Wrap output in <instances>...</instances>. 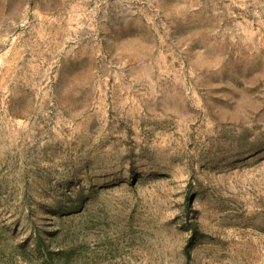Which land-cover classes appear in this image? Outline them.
<instances>
[{"label": "rangeland", "instance_id": "1", "mask_svg": "<svg viewBox=\"0 0 264 264\" xmlns=\"http://www.w3.org/2000/svg\"><path fill=\"white\" fill-rule=\"evenodd\" d=\"M0 264H264V0H0Z\"/></svg>", "mask_w": 264, "mask_h": 264}, {"label": "trees", "instance_id": "2", "mask_svg": "<svg viewBox=\"0 0 264 264\" xmlns=\"http://www.w3.org/2000/svg\"><path fill=\"white\" fill-rule=\"evenodd\" d=\"M188 205H189V203H188ZM188 207V209H190V205L189 206H187ZM197 226H196V223L194 224V228H195V231L194 232H196L197 231V228H196ZM189 243V244H188ZM187 243V245H186V248H185V252H186V254H187V256H188V254H189V248L191 247V245L193 244L192 242H191V240H189V242Z\"/></svg>", "mask_w": 264, "mask_h": 264}]
</instances>
